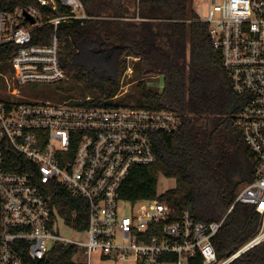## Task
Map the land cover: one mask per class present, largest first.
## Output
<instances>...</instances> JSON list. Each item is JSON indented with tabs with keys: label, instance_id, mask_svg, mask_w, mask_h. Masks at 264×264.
Returning <instances> with one entry per match:
<instances>
[{
	"label": "built area",
	"instance_id": "2783aa9c",
	"mask_svg": "<svg viewBox=\"0 0 264 264\" xmlns=\"http://www.w3.org/2000/svg\"><path fill=\"white\" fill-rule=\"evenodd\" d=\"M0 0V5L3 4ZM0 8V264L37 262L60 243L73 244L77 264L93 252L133 264H229L264 240V0H192L195 19L205 23L221 53L232 89L243 105L235 117L258 160L253 180L230 205L250 204L260 214L257 232L230 256L216 257L212 238L219 221L203 222L158 197L123 200L120 188L136 165L152 163L154 137L181 124L177 111L123 104H88L91 95L59 102L39 99L34 85L67 78L60 63L62 23L92 18L81 0H35ZM195 3V4H194ZM66 8L65 10L60 9ZM132 20H142L138 9ZM46 26H51L47 32ZM159 78H162L159 76ZM160 88L162 84L158 85ZM14 167H22L15 170ZM58 182L87 201L84 240L58 233L63 219L46 193ZM129 204L122 211L121 203Z\"/></svg>",
	"mask_w": 264,
	"mask_h": 264
},
{
	"label": "trees",
	"instance_id": "16d2710c",
	"mask_svg": "<svg viewBox=\"0 0 264 264\" xmlns=\"http://www.w3.org/2000/svg\"><path fill=\"white\" fill-rule=\"evenodd\" d=\"M0 8L35 4V0H3ZM92 18L62 23L60 63L66 76L93 94L94 106L110 105L120 89L126 57H136L134 72L138 104L152 109L177 111L180 127L154 137L157 158L136 165L120 188L123 200L136 202L158 197L176 214L188 210L198 221H219L241 186L253 180L258 160L247 145L235 117L243 102L231 86L221 53L212 46L205 23L195 19L192 0H81ZM65 10L66 8L61 7ZM142 20H132L137 13ZM51 32V26H46ZM88 49L95 54L88 53ZM149 76H161L163 86L147 85ZM68 96H81L74 87ZM22 170V167H14ZM175 185L157 191L159 176ZM51 207L64 222L83 231L87 201L58 182L46 190ZM260 214L250 204L237 202L212 238L216 257L230 256L256 232ZM73 244L60 243L37 262L77 264ZM188 264H203L197 256ZM229 264H264V240Z\"/></svg>",
	"mask_w": 264,
	"mask_h": 264
},
{
	"label": "rangeland",
	"instance_id": "374dc122",
	"mask_svg": "<svg viewBox=\"0 0 264 264\" xmlns=\"http://www.w3.org/2000/svg\"><path fill=\"white\" fill-rule=\"evenodd\" d=\"M88 53L94 55L95 51L93 52L88 49ZM135 60L136 57H126L127 66L120 76V89L118 94L115 96L116 98L114 99L117 102L123 104H138L141 100V97L136 89L138 78H136L137 76L134 72ZM162 80L163 79L159 78V76H149L146 78L147 85L154 90L161 89L158 85L162 84ZM70 87H74V89L79 92V94L82 93V96L93 95L90 92L85 91L81 83L73 82L68 77L65 80L56 83L34 85L32 89H34V91L37 93L35 94V96H37L39 99H49L55 102H59L67 97H76L67 95L66 90ZM174 185L175 180L173 178H167L160 175L157 181V191L158 193H162L167 189L172 188ZM121 207L122 211L128 213L130 208L128 203L122 202ZM56 226L58 233L64 237H69L75 240H84L85 238L84 234L78 231H74L71 227L67 226L61 218L59 219ZM77 252L78 259L84 260L85 257L82 251L78 250ZM90 264H133V262L121 261L113 257H103L100 253L93 252L90 257Z\"/></svg>",
	"mask_w": 264,
	"mask_h": 264
},
{
	"label": "crops",
	"instance_id": "0c3cea01",
	"mask_svg": "<svg viewBox=\"0 0 264 264\" xmlns=\"http://www.w3.org/2000/svg\"><path fill=\"white\" fill-rule=\"evenodd\" d=\"M125 18H128L129 19V17H125Z\"/></svg>",
	"mask_w": 264,
	"mask_h": 264
}]
</instances>
